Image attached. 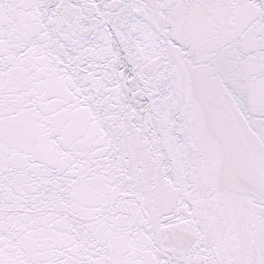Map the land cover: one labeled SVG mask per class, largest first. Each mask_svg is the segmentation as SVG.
<instances>
[{
    "label": "snow or ice",
    "instance_id": "snow-or-ice-1",
    "mask_svg": "<svg viewBox=\"0 0 264 264\" xmlns=\"http://www.w3.org/2000/svg\"><path fill=\"white\" fill-rule=\"evenodd\" d=\"M0 264H264V0H0Z\"/></svg>",
    "mask_w": 264,
    "mask_h": 264
}]
</instances>
